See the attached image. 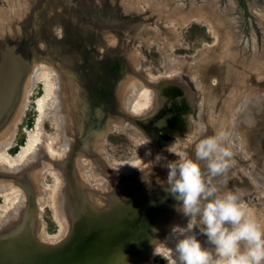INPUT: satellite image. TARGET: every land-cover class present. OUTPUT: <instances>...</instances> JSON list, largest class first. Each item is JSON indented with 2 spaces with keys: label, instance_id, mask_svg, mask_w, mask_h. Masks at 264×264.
<instances>
[{
  "label": "water",
  "instance_id": "1",
  "mask_svg": "<svg viewBox=\"0 0 264 264\" xmlns=\"http://www.w3.org/2000/svg\"><path fill=\"white\" fill-rule=\"evenodd\" d=\"M233 2L0 1V136L11 133V126H15L23 116L29 80L39 65L46 64L57 70L61 89L64 90L62 92H66V97L71 100V107L65 110L69 134L78 141L83 134L98 131L94 125L100 124L99 136L96 138L103 137L102 141L112 124L108 123L107 113L104 118L96 119L97 113L89 106H92L91 103L98 107L105 104L118 111L121 104L120 88L130 77L141 76L133 63L134 59L137 61L140 44L158 42L161 35L157 29L168 31L167 24L175 25L180 31L193 22H200L208 24L215 31L219 30V48L216 51L224 63L211 66V71L222 70L224 75H218L217 78L225 79L235 78L236 73L245 74L243 79L230 80V84L236 85L235 88L228 87V94L220 96L222 112L227 111L224 112L226 116L229 106L232 108V104L236 106L240 99L249 97L247 94L243 96L247 90L240 88L243 82L248 81L245 78L255 80V68L260 64V68L264 66L263 63L257 66L248 63V60L264 61V36L260 40L262 47L256 46V42L249 51L237 46L236 32L229 29L236 26V17L232 13L234 9L230 6ZM104 11L112 15L107 19L97 15ZM260 25L264 27V21ZM173 36L177 39L176 35ZM13 108L12 115L16 121L10 125L7 122L8 113ZM235 110L233 108L232 111L235 113ZM229 121L226 126L231 123ZM74 146H77V149L74 147L77 157L91 158V162L95 160L90 145L81 147L77 143ZM157 159L156 156L155 161ZM54 165L62 168L61 162ZM92 165L89 168L80 165V162L75 165L76 184H69L66 191L68 195L62 198L68 227L64 238L56 243L42 240L38 226L35 227L33 217L29 214L30 206L35 211V202L30 197L31 202L23 201L22 212L17 220L12 217L4 220L5 224L0 229V264L150 263L180 204L165 191L168 175L156 167L151 168L148 174L147 170L121 172L107 164L102 168V163L94 165V161ZM35 167L37 165L31 162L20 171L0 169V179L6 178L24 192L30 190L27 193L33 194V197H36V193L42 196L43 185L39 183L36 191L32 183L35 180L37 184L44 166H38L42 170L38 172L39 175L35 174ZM92 169L100 178L104 175V169L109 174V178L104 179V189L93 188L85 179L86 176L83 177V173L85 175ZM223 181L217 179L212 183L222 184ZM38 209L36 207V212L40 215Z\"/></svg>",
  "mask_w": 264,
  "mask_h": 264
},
{
  "label": "flooded vegetation",
  "instance_id": "2",
  "mask_svg": "<svg viewBox=\"0 0 264 264\" xmlns=\"http://www.w3.org/2000/svg\"><path fill=\"white\" fill-rule=\"evenodd\" d=\"M0 1H3V0H0ZM230 6L232 7V9H234V12L232 13L236 17V26L231 27L229 29L236 32L235 39L237 40V46L245 49L246 51H249V49L252 48L254 43L256 42L255 43L256 46L262 47L261 45L262 42L260 43V40L264 36V27H261L260 22L264 21V19L260 18L259 16L260 14L258 12L257 6H264V0H234V2L231 3ZM97 15L105 19L106 17H109L112 14L109 11H104ZM217 32H219V30L216 31V34H214V37L216 38V44L219 39ZM221 38L222 36H220V39ZM217 47L219 48V45H216V48L214 49V51H208L207 56L205 55L204 58H202L201 60H198V64H196V66L192 65L189 67L180 68L182 70H185V71H182V73L187 77L186 79H184V81L178 78V76L176 75L178 73L173 74L172 78H170L168 82H165L164 79H160L155 83L152 82L151 79H149V77L147 76V73L146 75L141 74L143 76H140L139 80H141V82L149 86V88H151L152 91L154 92L153 106H151V108L144 114H135L134 112H132L130 108L128 107V104L124 103L125 99H123L122 97H121V104L117 112L114 111V109H111L109 105L105 106L104 104V105H101V107H98L96 106L95 103H91L92 106H89V107L94 111V113H97L96 119L100 120L101 118H104L107 113L106 117L109 119L108 123L112 124L109 127V129H107L106 133L104 134L105 135L104 139L101 141L103 137L96 138V136H99L97 134L99 133L98 131L101 128L100 124L98 126L94 125L97 127V128L95 127V129H98V131L93 130L92 132H88L87 135L83 134V137L78 141L76 140L75 136L69 135L68 140H71V141L67 140V142L69 143L67 154L62 158L53 157L55 159H62L60 161L62 163V168L61 167L58 168L54 164H50L49 162L50 157L46 155L47 153L38 152V155L36 156V158H34L33 162H36V164L37 162H40V164L44 166V171L41 173V176H40L41 179H38L37 184L35 183V180L33 181L32 183L33 190L35 189L36 191H38V189L36 188L38 187L39 183H41L40 185L47 184V182H45V176L52 175L51 172L59 173L60 176L63 178V181L65 182V184H67L68 180H69L68 182L69 184L71 185L76 184L77 171H76L75 165L78 164V162H80V165L83 164L87 168L92 167L93 166L92 164L94 161V165L102 163L101 167L103 168V166L107 164V165H110L112 168L118 170V168H116L115 164L112 163V161L107 155L105 143H107V137L109 133H111L115 128L116 130H118V132L122 131L123 133H125L126 131L130 132L132 126L135 128V132L138 133V131L140 130V132L144 135V138L151 144L149 146L151 147L152 151L157 154L156 156H158L157 157L158 159L156 160V162L158 163V165H160L161 168H162L163 162L174 161L178 159L175 153L185 152L191 158L195 159L196 158L195 152H196L197 145L200 142H202L204 139L208 137H212V135L215 136L220 132L227 133L230 142L231 140H233L237 144H241V143L245 144L244 146H246V149L250 150L249 159L253 158V160H255L253 162L254 164H256L257 156L259 157V155L264 151V127H263L264 126V116H260L261 114L259 113L260 110H258L257 108H255L256 111L255 109L250 110L251 112L249 111L250 112V113L248 112L249 114L248 113L246 114L244 112V114L248 115V117L244 115L243 113L239 114V112L243 110V107L247 106V105H244L243 107L241 106L243 103H246V101H251L252 102V105L250 103L251 106H255L256 101H261V104L262 105L264 104V99H260V95L264 97V73H263L264 66L260 68V65H261L260 63H263L262 65H264V61L261 62L258 60L255 62V61L248 60V63H251V64L255 63L256 66L257 64H260L258 65V67L255 68V71L257 72L256 77H254L255 80L252 81L248 77V78H245V80H248V81L243 82L240 85L241 89L247 90V92L243 96L248 95L250 98L249 97L245 99L243 98L244 100L240 99L241 100L239 101L240 105L238 104L236 106H241V108L235 107L234 104H232L233 105V107L231 106L232 108H230L229 106V108H227L229 111L228 112L229 115L227 113L226 116H224V112H227V111L222 112L223 110L221 107L222 99H220V96L223 97L228 94V91H229L228 87L230 89L232 87L235 88L236 85L234 83L230 84L231 81H233L235 78L237 80L243 79L245 74L236 73L234 74L235 78L232 76V78L229 77L230 79L219 77L221 80L220 81L219 78H217V76L218 75L223 76L224 72L221 73L222 70L221 71L216 70V72L211 71L212 69L211 66H215L216 64L221 65L224 63L223 62L224 59L221 58L218 52L216 51ZM138 68L139 67H134V69L138 70L137 72L144 73V70H142L141 68L139 69ZM248 69L250 70V68ZM125 71H126V67H125ZM136 76L137 75H135V77ZM131 78L132 77H130L128 80H130ZM128 86L125 83L122 90L123 89L130 90V86L129 87ZM251 92L253 95L251 94ZM233 108L239 109V111L237 112L238 114L235 119L233 118L234 115L231 112ZM66 109H67V106H66ZM261 111L264 112V109ZM13 113H14V108L10 111V113H8L7 122L9 121L10 125L16 121V118L14 117V115H12ZM131 117L136 118V120H133ZM229 120H231V123L227 124V126L226 125L221 126V123H222L221 121H225L227 123V121L230 122ZM239 121L241 122V124ZM16 123H15V126L13 124L11 127L12 128L18 127L19 125ZM118 123H121V124H118ZM10 125L8 127H10ZM114 125L115 127L113 129L112 127ZM223 129L224 131H222ZM140 132H139V135H140ZM9 135L10 133L5 134L6 137ZM5 136H0V141L3 140ZM77 143L81 144V147L90 145L91 149L93 150V156L95 157L94 159L96 161L93 160L91 162V158L77 157L76 156L77 154L74 151V147H75L74 145H76ZM233 144L234 143L231 142V147L233 146ZM12 146L8 150V152L10 155H15L17 154L20 148V143H19L18 138L16 140V144L13 147ZM261 146H263V149H261ZM75 148L77 149V146ZM103 154H105V156ZM232 159L234 160V163L232 164V166L228 169L226 173L221 174L222 180H224L222 182V185H223L222 193L229 192V191L235 193L234 189L227 188L228 187L227 185H230L231 183H233V185H238V186L241 185L240 188L244 189L243 187L245 186H242L243 184H240L239 180L244 182V177L245 176L249 177V174L247 173L248 169L247 170L244 169V171L246 172L244 176H243V173L241 175V172L243 171V169L240 170L239 172L233 173V171L236 170L237 167L241 166V163L237 162V160H235L234 158ZM48 162L49 164L47 165ZM200 165H201L202 171L205 172L206 178L212 181L214 177L212 178V176L207 173V161H200ZM26 168L24 167V169ZM93 169L89 173H85V175L83 173V177L86 176L85 179H87V182L89 184L93 185V188H95V185L100 182L103 183V185H105L106 181L104 179L105 177L109 176L105 174L106 173L104 171L105 169L103 170L104 175L101 178L98 177L99 174L93 172ZM125 169L126 168H124V170ZM17 170L20 171V170H23V168L17 169ZM95 170H96V167H95ZM229 171L231 173H229ZM231 177H235V178L232 179ZM253 179H255V177L252 178V180ZM2 180H5L4 182L6 184H10L8 181H6V178H2ZM259 183H260L259 180H257L256 182L257 187L253 191V197H258L259 193L261 192V190L258 189ZM262 184L264 185V181H262ZM61 186H59V192L61 194V199H59L60 200L59 202L57 201L58 203L54 202V208H53L54 212L52 213V219L55 225H57L58 227H61L58 224V221L56 219L57 217L55 215H57L58 218L60 219L62 218L61 222L62 223L64 222L65 226H63L62 228L63 232H61L62 233L61 236L53 241L47 240L48 243L49 242L56 243L62 240L63 239L62 235L64 233H67V229H68L67 220L62 210L63 209L62 198H64L63 196L65 194L67 196V193L63 192L64 187L63 185ZM245 188H246L245 190H247L245 192L249 193V188L247 187ZM29 191L30 190H28L27 192ZM27 192H24L25 194L24 198H26L24 202L26 200H30L31 202L32 198H33V202H35L34 204L35 211L33 207L30 206L29 214L30 216L33 217L35 227L38 226L39 234H41L40 237H42V234L44 235L45 233L51 234L50 225H54V224L49 225V222H47V220L45 219V214H46L47 208L51 210L52 208L47 206L45 208L44 214L39 211L40 215L39 214L37 215L38 212H36V207L39 208L38 210L41 209L39 205V201L41 197L37 193L35 195L37 198L33 197V194H29L30 192L29 193ZM235 194H237L239 198L242 197L240 193L239 194L235 193ZM261 197H264V195H262ZM253 201L256 202L255 199H253ZM258 202L259 201H257V205L254 206L255 208L259 207ZM1 204L2 203H0V205ZM57 205L59 206V215H58ZM246 206H251V205L246 203L245 207ZM21 207L22 205L19 206L18 209H20ZM246 208L248 209V207ZM175 215H176L175 216L176 219H178L180 222L183 221L185 224H187L186 222L188 218L187 217L184 218L182 213L176 212ZM180 218L181 219L183 218V220H181ZM60 219H58L59 222H60ZM178 220L176 222H179ZM259 221L261 222V225L262 224L264 225V219L262 220V218H259ZM174 224L176 223L173 222V225ZM59 230L60 229L58 228L57 233H59ZM51 235H54V234H51ZM199 235L200 234L197 232V238H199ZM201 236L202 235H200V237ZM203 237L204 236H202V238ZM44 239L45 238L43 236L42 240ZM205 246H208V245L205 244Z\"/></svg>",
  "mask_w": 264,
  "mask_h": 264
},
{
  "label": "rangeland",
  "instance_id": "3",
  "mask_svg": "<svg viewBox=\"0 0 264 264\" xmlns=\"http://www.w3.org/2000/svg\"><path fill=\"white\" fill-rule=\"evenodd\" d=\"M257 7H258V12L260 14L259 15L260 18L264 19V6H257ZM167 26L169 28L168 31H163V30L157 29V31L161 35V37L158 39V42L155 41L152 44H146V43L140 44V47L138 50L137 67L139 64V68L144 70V73L139 72V74L140 75L141 74L146 75V73H147L146 68H147L148 70L152 71L154 76H155L153 79H152V77H149V79H151V81L154 83L160 79H164L165 82H168L170 80V78H172L173 74H176V73H178V74H176L178 76V78H180V80L184 81V79H186L187 77L182 73V71H185V70H182L180 68L189 67L192 65L196 66V64H198V60H201L202 58H204L205 55L207 56L208 51H214V49L216 48V45H217L216 44V38L214 37V34H216V31L213 30V28L211 26H208V24H203L200 22H193L192 24L186 26L184 29H182V30L180 29V31H179V29H177L175 27V25L167 24ZM174 31H175V33H174ZM172 32L174 34H172ZM173 35H176L177 39H174ZM140 63H141V65H140ZM141 76H143V75H141ZM135 79H140L139 75H137ZM140 82H141V80H140ZM142 85H145L146 87L149 88V86H147L143 82H141V86ZM151 92L154 95V92L153 91H151ZM44 93H45L44 84L42 82H37L33 86L29 96L27 95V97H26V104H25V108L23 110V116L21 117L22 120L18 124L19 126L17 127L15 139L13 141V146H14L16 144V140L18 138L19 143H20L19 151L21 150L22 146L27 143L28 134L30 132H33L36 130V127L38 124L37 120L40 116V113L37 109V102H38V99L44 95ZM122 98L123 99L125 98L124 94H122ZM260 99H264V97H262V95H260ZM153 101H154V96H153ZM250 103L252 105L251 101H246V103H243L241 106L243 107L244 105H248L247 107H250V110H254L255 108H257L258 110H260L259 111V113H261L260 116H264V112L261 111L264 109V104L262 105L261 101H256L255 106H251ZM241 106H235V107L241 108ZM235 109H236L235 113L233 111H231L232 114L234 115L233 116L234 119L236 116L235 114L239 111L238 108H235ZM243 109H245V108L243 107ZM148 110H146V112ZM242 111L243 110H241L239 112V114H241ZM255 111H256V109H255ZM146 112H144V113H146ZM144 113H142V114H144ZM50 124L51 123L49 121H46L45 126H44L46 130L53 129L50 126ZM66 129H67V127H66ZM17 131H18V133H17ZM222 131H224V129ZM53 132H56L55 129H53ZM139 132H140V130L138 131V133L135 132V128L133 126L131 127L130 132L126 131L125 133H123L122 131L118 132V130H116V128H115L111 133H109V135L107 137V143H105L107 155L110 158V160L113 161L112 163L113 164L115 163L116 168H118V170L121 172L131 171L132 173L133 172L135 173L138 171L142 172L143 170H147L148 174H150L151 168H154V167L161 168L160 165H158L157 162L155 161L157 154L152 151L151 147L149 146L151 144L144 138V135L141 132L139 135ZM231 142L234 143L233 146L231 147V150L234 152L233 158L235 160H237V162L241 163V166L237 167V169L234 170L233 173L239 172L240 170L243 169V171L241 172V175L243 173V176H244L246 173L244 171V169L245 170L248 169L247 173L249 174V177L245 176L244 182L241 180H239V181H240V184H243L242 186L249 188V193L245 192V191H247V190H245L246 189L245 187H243L244 189H242V188H240L241 185H239V186L233 185V183H231L230 185H227L228 186L227 188L228 189H234L235 193H238V194L240 193V195L242 196L240 198V202L244 206L246 205V203L251 205V206H246V207H248L249 212L251 211L250 213L261 224V222L259 221V218H262V220L264 219V203H262V202H264V201H262V200H264L263 199L264 197H261L262 195H264L263 194L264 193V190H263L264 185L262 184V181H264V158H263L264 151L261 153L263 155L260 154L259 157L257 156L256 164H254L253 161H255V160H253V158L249 159V155H250L249 151L250 150L246 149V146H244L245 144L241 143L242 144V146H241V144H237L233 140H231ZM261 149H263V146H261ZM67 152H68V149H67ZM67 152L65 153V155L67 154ZM62 157H64V156H62ZM62 157H58V158H62ZM116 162H117V164H116ZM168 162L169 161L163 162V165L161 168L167 174L169 172V169L166 167V164ZM250 165H252V166H250ZM124 167L125 168L128 167V168L124 170ZM229 173H231V172L229 171ZM54 175L45 176V182H47V184L43 185V187H44L43 188V196L41 198L43 200L44 196L47 194V198H46L47 204L44 205V208H41L39 210L41 213L44 214L45 208L47 206L52 208V210L49 208L46 209L45 219L47 220V222H49V225L54 224V225H50V232H51V234H54V235H51L49 233H45L43 236L45 238L44 240H46V241L47 240L53 241V240L59 238L62 234L61 232H63L62 228H63V226H65L64 222L62 223L61 222L62 220L60 218H58L57 215H55V216L57 217L56 219L58 221V224L61 227H58L57 225H55V223L52 219V213L54 212V210H53L54 202L57 203V201L59 200L58 199V193L59 192H57V191H59V186L63 185L65 187V185H66L65 182L63 181V178L60 176L59 173L56 172V176L58 179L56 177H54ZM213 177H214V180L222 179L221 174H218L216 176H212V178ZM254 177H255V179H253L254 180V182H253L252 178H254ZM231 178L234 179L235 177H231ZM214 180H212L211 182L214 183ZM257 180H259V182H260L258 189H260L261 192L259 193L258 197H253V191L257 187V185H256ZM215 185L220 190V193H222L223 188L221 189V187H223V185L220 183H216V182H215ZM45 187L46 188L48 187V189H46ZM95 188L104 189L105 185H103V183L100 182V183H97L95 185ZM44 189H46V190L44 191ZM48 190L49 191L52 190L51 192H49L50 194L47 192ZM53 191L56 192L55 195H54V193H52ZM44 192H45V194H44ZM253 199H255L256 202H254ZM257 201H259L258 205L260 208L254 207L255 205H257ZM0 203H2V204L5 203V201H3V198L0 199ZM2 204L0 205V207L2 206ZM58 212H59V206H58ZM11 216L7 215V217H10V218H11ZM58 219H60L61 221L59 222ZM262 226H264V225L262 224ZM58 228L60 229L59 233H57ZM65 234L66 233H64L62 235V237H64ZM202 236L200 237V235H199L198 239L201 240L202 243H205L206 242L205 237H203L204 238L203 239ZM51 243H54V242H51ZM156 253L153 255L149 264H170L172 254L168 255L169 261H167L166 259H164L161 256V255H163V256H166V255L161 254L160 251H157ZM158 254H160V255H158Z\"/></svg>",
  "mask_w": 264,
  "mask_h": 264
},
{
  "label": "clouds",
  "instance_id": "4",
  "mask_svg": "<svg viewBox=\"0 0 264 264\" xmlns=\"http://www.w3.org/2000/svg\"><path fill=\"white\" fill-rule=\"evenodd\" d=\"M175 154L178 159L166 164L165 191L180 202L177 211L188 220L171 228L170 264H264V226L237 194H221L201 169L200 161H207V173L216 176L232 166L234 152L228 134L220 132L200 142L195 159L185 152ZM197 232L206 237L208 246L197 238ZM161 256L169 261L168 256Z\"/></svg>",
  "mask_w": 264,
  "mask_h": 264
},
{
  "label": "bare ground",
  "instance_id": "5",
  "mask_svg": "<svg viewBox=\"0 0 264 264\" xmlns=\"http://www.w3.org/2000/svg\"><path fill=\"white\" fill-rule=\"evenodd\" d=\"M135 61H136V59H134L133 63L137 66V61L136 62ZM140 65H141V63H140ZM138 67H139V64H138ZM146 72H147L148 77H152V79L155 77L153 72L148 70L147 68H146ZM135 78L136 77L133 76L130 80L124 82L123 86L126 83L127 86L128 85L130 86V90L129 89H127V90L123 89L122 90V88H123V86H122L120 88V95L124 94L125 103L128 104V107L130 108V110L132 112H134L136 114H142V113L146 112V110H148L151 106H153V96H152L153 93L151 92L152 90L150 88L146 87L145 85L141 86L140 80L135 79ZM37 82H42L44 84L45 93L41 98L38 99V102H37V109L40 113V116L37 120L38 124H37L36 130L33 132H30L28 134L27 143L22 146L21 150L16 155H13V156L8 153V150L11 148L13 141L15 139L17 127H13L10 135L7 137L5 136L3 138V140L0 141V169L1 170H4V169H7V170L14 169L15 170V169H22V168L24 169V167H28V165L31 164V162H32V165H34V164H36V162H33V160L38 155V152L39 153L40 152L41 153L42 152L47 153L46 155H48V157H50V160H49L50 164H57L62 159H55V158L65 156V153L67 152V149L69 148V146H68L69 143L67 142V140H68V136L70 134L68 131L67 118L65 116V114L67 115V113L65 110H66V106H67V109H68V106L71 107L70 106L71 100L69 101V99L66 97L67 96L66 92L65 93L62 92L64 90L61 89V78H60L56 69L50 67L49 65L42 64V65H39L35 69V71L33 72L32 76L29 80V84L27 86L28 96H29L33 86ZM134 88H136V89H134ZM72 106H74L73 103H72ZM247 106L244 107L245 109H243V111H242L243 114H244V112L247 114L250 111V107H247ZM70 110H71V108H70ZM246 114H244V115H246ZM246 116L248 117V115H246ZM21 120L22 119H19L16 124H19L21 122ZM46 121H49L51 123L50 126L53 129H55L56 132H53V129H50V130L45 129L44 126H45ZM221 122L224 125L226 124L225 121H221ZM222 123H221V126H222ZM66 127H67V129H66ZM68 141H71V140H68ZM53 157H55V158H53ZM49 162L47 163V165L49 164ZM116 164H117V162H116ZM36 165L38 167L41 164H40V162H37ZM41 166L43 167V165H41ZM37 167H35V170L37 172L35 174L39 175L38 172L41 171V168L38 167L39 168L38 169ZM127 168L128 167H126V169ZM51 173H52V175L55 174L54 177L57 178L56 172H51ZM107 175H109V174H107ZM107 178H108V176H107ZM0 181H1L0 182V199L3 198V201H5V203L2 204V206L0 207V229H1V227L4 226V224H5L4 222L6 220L11 219L10 217H7V215H10V216L12 215L11 216L12 219H15V220H17L18 219L17 217L21 215L22 209L21 208L18 209V207L23 204V201L25 200V198H24L25 194L22 191L23 190L22 188H18V186H15V185L11 184L10 182H9L10 184H6L4 182L5 180H0ZM6 181H8V180H6ZM68 182H69V180H68ZM68 182L64 187L63 192H65V193H67L66 191H67V187L69 185ZM46 189H48V187ZM46 189H44V191ZM51 191L52 190H50V191L48 190L47 192L49 193ZM57 192H59V191H57ZM52 193H54V195H55L56 192L53 191ZM44 194H45V192H44ZM221 194H223V193H221ZM42 196H40V197H42ZM65 196H66V194H65ZM46 198H47V194L44 196L43 200L41 198V200L39 201V205L41 208H44V205L47 204ZM58 199H61L60 192L58 193ZM59 201L60 200H58V202ZM58 214H59V212H58ZM175 216L176 215L174 213L172 216V219H171L172 223L170 226H169L170 221L168 222L169 228L167 230L166 236H165L163 242L155 250L154 254L157 251H160L161 254H164L166 256L172 254V251H171L172 250V244L169 241V239H170L169 235L171 232V228L173 226V222L176 224H180L182 226L186 225L183 221L180 222L178 219H176ZM4 217L6 218V220ZM177 220L179 222H176ZM181 220H183V218ZM40 236H41V234H40ZM41 238H43V234H42ZM205 241H206V237H205ZM45 242H47V241H45ZM49 243H51V242H49ZM205 244H206V242H205Z\"/></svg>",
  "mask_w": 264,
  "mask_h": 264
}]
</instances>
